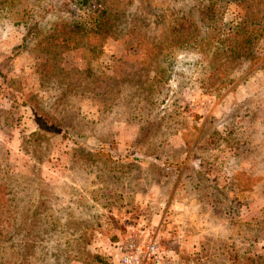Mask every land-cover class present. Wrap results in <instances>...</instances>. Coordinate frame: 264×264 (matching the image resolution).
Segmentation results:
<instances>
[{
    "label": "rangeland",
    "instance_id": "obj_1",
    "mask_svg": "<svg viewBox=\"0 0 264 264\" xmlns=\"http://www.w3.org/2000/svg\"><path fill=\"white\" fill-rule=\"evenodd\" d=\"M208 2L108 0L98 48L63 0H0V264H115L146 227L166 264H264V37L210 64ZM248 12L229 1L220 19ZM54 21L65 48L24 43ZM205 205L211 243L188 250Z\"/></svg>",
    "mask_w": 264,
    "mask_h": 264
},
{
    "label": "trees",
    "instance_id": "obj_2",
    "mask_svg": "<svg viewBox=\"0 0 264 264\" xmlns=\"http://www.w3.org/2000/svg\"><path fill=\"white\" fill-rule=\"evenodd\" d=\"M229 1H233L237 6L244 7L249 12L245 13L239 21L224 24L220 18L224 6ZM61 8L68 15L74 8L81 12L79 18H73L75 20L72 21L70 26H73L77 32L82 34L101 36L98 48L102 46L104 34L114 28V21L109 14L111 10L108 6V0H63ZM205 8L204 10L211 14V18L215 17L213 19V26L207 32L208 45L200 48L199 51L204 52V55L210 58V64L221 61V64L225 66L226 62L254 58L258 41L264 37V0L258 2L257 0H209ZM54 22L52 23V27L49 28L50 32L43 36L38 33L39 30L36 33V25L28 26L27 37L24 43L29 37H34L35 43L40 45L46 54H50V49L59 47L60 45L61 48H65L66 39L69 40L70 37L62 36L57 29V26H62L63 24L61 23L64 22ZM135 28L133 27L130 30L129 35L131 38H134L133 32L136 33ZM34 34L35 36H33ZM178 34L181 38L179 43L187 41L183 32H178ZM213 69L215 68H212V71ZM37 122L40 126L47 127L44 120L38 118ZM241 258L246 261L249 257L241 256ZM250 263L255 264L251 257Z\"/></svg>",
    "mask_w": 264,
    "mask_h": 264
},
{
    "label": "built area",
    "instance_id": "obj_3",
    "mask_svg": "<svg viewBox=\"0 0 264 264\" xmlns=\"http://www.w3.org/2000/svg\"><path fill=\"white\" fill-rule=\"evenodd\" d=\"M119 257L115 264H166L167 254L156 231L148 227L117 245Z\"/></svg>",
    "mask_w": 264,
    "mask_h": 264
},
{
    "label": "crops",
    "instance_id": "obj_4",
    "mask_svg": "<svg viewBox=\"0 0 264 264\" xmlns=\"http://www.w3.org/2000/svg\"><path fill=\"white\" fill-rule=\"evenodd\" d=\"M176 207H178V206L176 205ZM205 207H206V209L205 210H202L199 213V218H198L199 223L203 222L205 226L202 225V224H200V226H198V225L195 226V228H193V226H190V228H189L190 231L187 230V228H185L182 231V232L186 233V235H189L190 236V238H188L189 239L188 240L189 243L187 245V246H189L188 250H192L194 248H204V247H206L207 242L209 244L211 243V242H209V241H207V240L204 239V235L209 231V229H213V228H209V226H210L209 224L212 221H214V222L217 221V218H216V214H217L216 211L217 210L213 209V207H211L210 205H205ZM179 229L178 230L175 229V230H177L178 232H180ZM155 231L158 234L159 239H161L162 236L165 235V232H163L160 227H157L155 229ZM173 234H175V232H171L170 233V235H172V237H174V236L177 235V234L176 235H173ZM179 241H181V240H179ZM221 243H228V241L226 242V239H225V240L221 241ZM224 246L227 247V244H224ZM234 246H237V247L239 246L240 247V245L232 244V246L230 247V249H231V251L233 250L232 251L233 253L236 252V250H234ZM223 251L225 252L226 250L223 249ZM236 256H238V255L233 254V255H231V257L229 256L230 259H229V261L227 263H229V262H233L234 263L236 261L239 262L241 256H238V257H236ZM211 258H213V259L216 260V259L219 258V256L218 255H213V256H209L208 257V259H211ZM205 259H207V258H205Z\"/></svg>",
    "mask_w": 264,
    "mask_h": 264
}]
</instances>
